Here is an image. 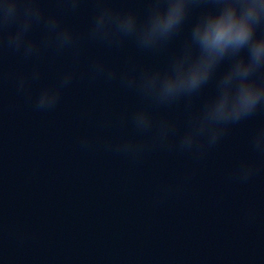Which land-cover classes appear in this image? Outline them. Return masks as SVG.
<instances>
[{
    "label": "clouds",
    "instance_id": "obj_1",
    "mask_svg": "<svg viewBox=\"0 0 264 264\" xmlns=\"http://www.w3.org/2000/svg\"><path fill=\"white\" fill-rule=\"evenodd\" d=\"M136 2L142 6H131L129 0H54L53 11L44 6L45 0H0V51L32 62L30 70L17 73L0 64V85L11 77L17 95L27 96L36 111H52L77 75L83 43L116 50L131 44L138 53L159 54L182 37L164 64L141 65L131 57L123 66L101 58L90 61V79L118 83L139 104L119 117V133L83 134L78 144L82 150H102L134 163L157 149L199 160L231 128L264 112V0ZM86 3L93 5V12L80 32L64 17L78 14ZM48 51L70 52L74 63L33 96L31 87L42 76L38 61ZM210 85L213 90L204 95ZM180 106L183 119L177 121L167 112ZM98 127L112 128V118L105 117ZM248 145L261 159L238 161L230 178L241 184L264 163V124L252 129ZM178 189L177 182L162 184L157 202Z\"/></svg>",
    "mask_w": 264,
    "mask_h": 264
}]
</instances>
